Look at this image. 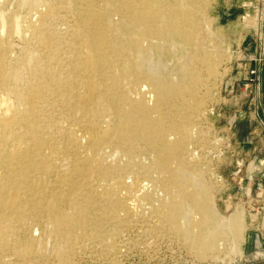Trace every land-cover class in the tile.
<instances>
[{"label": "bare ground", "instance_id": "1", "mask_svg": "<svg viewBox=\"0 0 264 264\" xmlns=\"http://www.w3.org/2000/svg\"><path fill=\"white\" fill-rule=\"evenodd\" d=\"M69 2L76 6L75 23L60 33L48 25L56 14L52 2L19 0L37 15L25 30L41 52H27L15 64L8 59L10 23L20 27L19 15L0 10V104L5 103L2 94L10 92L22 109L12 112L11 105H4L0 110V248L14 236L16 223L45 216L63 246L61 260H67L73 240L110 221L113 230L121 226L119 216L128 209L121 193L126 188L135 201H157L151 214L161 228L189 239L194 247L213 244L215 238L202 235L213 234L217 225L182 212L181 203L191 212H202L204 206L175 174L195 166L193 151L185 158L186 143L220 64L216 52L194 43L203 25L200 10L210 0ZM177 45L185 50L193 46L188 65L170 66L168 55ZM55 109L68 122L67 128L56 127L72 161L64 174L50 163L54 150L46 140ZM137 152L150 166L135 160ZM151 170L158 173L155 184L161 193L155 199L149 181L142 182ZM236 214L218 226L224 233L239 227ZM222 242L217 240V247ZM22 250L31 252L32 243L25 242Z\"/></svg>", "mask_w": 264, "mask_h": 264}, {"label": "rangeland", "instance_id": "2", "mask_svg": "<svg viewBox=\"0 0 264 264\" xmlns=\"http://www.w3.org/2000/svg\"><path fill=\"white\" fill-rule=\"evenodd\" d=\"M1 1L0 10L4 15H19L18 22L21 24L15 28L10 23V63H21L27 52L39 55V44L25 30V26L36 22L35 11L20 5L19 0H4L3 5ZM62 1L64 3L60 4ZM69 1L48 0L56 8V14L48 20L50 29L65 33L75 23L76 6ZM207 5L200 10L203 25L194 43L216 52L220 56V64L214 79L210 78V90L200 112L194 117L190 127L191 139L186 143L188 150L185 156L193 151L195 158L191 162L195 166L176 170L175 174L189 190L198 193L200 204L204 206L202 212H191L190 206L181 203L182 212L195 215L203 222L207 217V221L212 220L218 230L214 231V235L205 232L202 236L223 241V244L217 247L215 241L214 245L194 247L189 239L183 240L167 228H161L151 214V208L156 206L157 201H135L126 188L121 193L125 196L129 214L119 216L122 224L117 230H113V222V226H110L111 221L109 225L104 223L98 231L81 237V241L73 240V252L67 260H61L63 246L50 232L46 217L33 216L24 224L16 223L14 236L0 248V264H264L259 256L252 262L243 260L246 259L244 246L248 234L264 229V122L261 118V99L254 91L256 80L248 73L252 66L250 58L257 55L264 40V0H210ZM192 47L185 50L177 45L171 50L168 55L170 66L188 65ZM20 69L25 76L21 66ZM177 76L183 78L182 74ZM2 97L5 103L0 104V110L4 105H11L12 112L22 110L10 92H5ZM54 111L55 124L46 128V140L54 150L50 163L60 174H64L72 161L65 155L66 138L59 134L56 127L67 128L68 122L58 115L57 109ZM122 159L127 163L128 154ZM107 160L115 159L110 157ZM135 160L150 166L148 159L139 152ZM157 175L155 170H151L147 180L142 178V182L149 181L151 184L153 199L161 196L155 184ZM104 185L105 182H102L95 188L100 190ZM63 207L67 206L63 204ZM92 209L90 213L96 215L97 210ZM236 212H240L242 217L239 227L231 226L224 233L225 229L218 226L230 220ZM28 241L32 243V250L24 252L23 244ZM202 253L203 256H200Z\"/></svg>", "mask_w": 264, "mask_h": 264}, {"label": "crops", "instance_id": "3", "mask_svg": "<svg viewBox=\"0 0 264 264\" xmlns=\"http://www.w3.org/2000/svg\"><path fill=\"white\" fill-rule=\"evenodd\" d=\"M254 84V91L256 94L260 96V106L262 107V113L261 118L264 122V81L259 80L255 81ZM250 85V83H249ZM236 217L238 221L241 220V213L236 212ZM244 251L246 254V259H243L247 262H252V260H255L256 256H259L258 259H261L264 262V229L262 231H259L258 233H252L250 232L248 234V239L246 242V245L244 246Z\"/></svg>", "mask_w": 264, "mask_h": 264}, {"label": "built area", "instance_id": "4", "mask_svg": "<svg viewBox=\"0 0 264 264\" xmlns=\"http://www.w3.org/2000/svg\"><path fill=\"white\" fill-rule=\"evenodd\" d=\"M250 60L252 61V66L248 73L256 81L260 79L264 81V40L261 43L257 55L251 57Z\"/></svg>", "mask_w": 264, "mask_h": 264}]
</instances>
